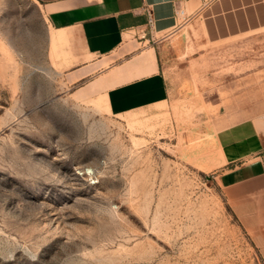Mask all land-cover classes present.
Masks as SVG:
<instances>
[{
    "label": "rangeland",
    "instance_id": "rangeland-1",
    "mask_svg": "<svg viewBox=\"0 0 264 264\" xmlns=\"http://www.w3.org/2000/svg\"><path fill=\"white\" fill-rule=\"evenodd\" d=\"M197 30L160 51L179 99L114 117L34 1L0 0V264H264V195L229 203L210 131L264 112V33Z\"/></svg>",
    "mask_w": 264,
    "mask_h": 264
},
{
    "label": "crops",
    "instance_id": "crops-1",
    "mask_svg": "<svg viewBox=\"0 0 264 264\" xmlns=\"http://www.w3.org/2000/svg\"><path fill=\"white\" fill-rule=\"evenodd\" d=\"M33 1L53 32L50 44L54 41L76 61L78 81L91 78L80 93L103 97L114 117L155 116L186 91L185 85L170 80V67L160 51H166L173 33L188 23L206 46L264 33V0ZM146 8L153 16L152 28ZM194 45V62L199 63L203 51ZM177 68L178 77L185 76L186 65L182 69L178 61ZM226 124L213 121L210 127L211 132L217 130L214 140L222 150L215 179L231 205H245L264 195V112Z\"/></svg>",
    "mask_w": 264,
    "mask_h": 264
},
{
    "label": "built area",
    "instance_id": "built-area-1",
    "mask_svg": "<svg viewBox=\"0 0 264 264\" xmlns=\"http://www.w3.org/2000/svg\"><path fill=\"white\" fill-rule=\"evenodd\" d=\"M187 1H190V0H179V2H187ZM146 14L148 16V24H149V27L152 28L153 27V16H152L151 10L149 8H146ZM178 14L183 17L184 16L183 9H180L178 11Z\"/></svg>",
    "mask_w": 264,
    "mask_h": 264
}]
</instances>
